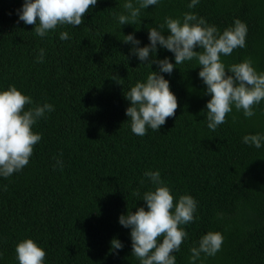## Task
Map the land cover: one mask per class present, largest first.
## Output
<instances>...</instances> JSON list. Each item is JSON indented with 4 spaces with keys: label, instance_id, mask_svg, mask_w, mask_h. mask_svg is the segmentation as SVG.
<instances>
[{
    "label": "trees",
    "instance_id": "1",
    "mask_svg": "<svg viewBox=\"0 0 264 264\" xmlns=\"http://www.w3.org/2000/svg\"><path fill=\"white\" fill-rule=\"evenodd\" d=\"M190 2L159 0L141 10L137 23L120 26L125 0H97L83 24L58 25L41 38L35 25L19 20L24 0H0V91L13 85L30 96L33 105L25 110L44 103L54 108L32 127L42 139L28 165L0 176V264H19L15 248L23 239L45 251L44 264H140L131 229L119 217L147 210L141 199L154 186L146 171H159L174 203L181 195L197 201L194 220L181 226L187 236L173 253L176 264H190V249L209 231L223 235L222 247L214 256L201 253L196 264H264V142L260 148L243 142L245 135H264V100L254 116L233 106L225 123L209 129L211 95L193 59L159 73L178 107L158 131L136 135L126 115L125 94L159 72L132 50L147 46L148 30L159 29L165 17L182 21L192 12L221 33L239 19L247 26L246 46L221 60L227 68L251 58L264 72V0H199L194 8ZM61 32L69 39L61 40ZM129 34L140 43L123 42ZM40 49L42 63L36 62ZM165 57L175 63L174 54L157 45L155 59ZM113 238L121 249H111Z\"/></svg>",
    "mask_w": 264,
    "mask_h": 264
},
{
    "label": "clouds",
    "instance_id": "2",
    "mask_svg": "<svg viewBox=\"0 0 264 264\" xmlns=\"http://www.w3.org/2000/svg\"><path fill=\"white\" fill-rule=\"evenodd\" d=\"M159 0H125L123 13L117 14L119 25L135 24L141 16V10L156 5ZM199 0H191L189 8H194ZM97 4V0H24L19 10V20L26 25H35V34L45 37L58 25L80 26L83 16ZM170 33L165 36V31ZM247 26L239 19L221 33L216 26L207 23L203 17L186 12L183 20L165 17L164 24L148 30L149 44L134 48L132 54L150 67L154 62L159 72L151 71L145 82H136L125 94L131 106L126 109L130 118L131 131L139 136L146 134L147 128L158 131L166 119L173 117L178 107L176 96L170 91L169 82L159 73L171 74L176 65L195 59L200 71L199 78L206 85L205 94L211 99L206 104L208 128H216L226 122V115L233 110L243 111L245 117L255 115L254 106L264 100V72H257L251 58H245L226 68L221 56L231 55L234 49L246 46ZM61 40L69 39L67 32L60 33ZM123 42L138 45L132 34L124 36ZM157 45L174 54L175 63L165 57L155 59ZM202 51H194V48ZM154 54V55H153ZM152 59H149V57ZM44 49H40L37 58L42 63ZM227 69V74L226 73ZM33 105L30 96L22 94L13 85L0 91V176L9 177L28 165L33 147L41 139L32 127L44 117L46 112L54 110L53 105L44 103L25 110ZM235 120V117H233ZM245 144L260 148L264 135H245ZM59 163V161H58ZM144 176L154 186V190L143 193L144 207L135 212L128 211L119 217V223L130 228L132 255L140 264H176L174 252L179 251L187 232L181 227L194 220L197 201L190 195H181L174 203L171 190L161 180L159 171H146ZM143 185L144 181H140ZM134 195L140 197L139 190ZM224 237L219 232L209 231L203 235L198 247L190 249V264H196L201 253L214 256L222 247ZM162 241V242H161ZM110 247L119 250L122 243L113 238ZM19 264H44L45 251L32 239L21 240L15 248Z\"/></svg>",
    "mask_w": 264,
    "mask_h": 264
}]
</instances>
